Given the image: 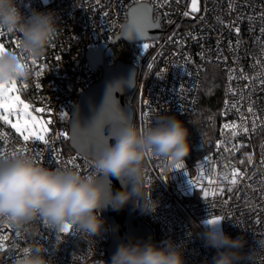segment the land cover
<instances>
[{
  "label": "built area",
  "instance_id": "built-area-1",
  "mask_svg": "<svg viewBox=\"0 0 264 264\" xmlns=\"http://www.w3.org/2000/svg\"><path fill=\"white\" fill-rule=\"evenodd\" d=\"M141 1L159 16L162 33L147 42V49L143 42L129 44L130 61L138 68L136 88L129 95L133 123L145 130L170 114L195 113L211 65L223 72L224 83L214 141L205 151L185 157L183 169L169 170L161 158H149L147 186L159 207L148 215L139 213L153 227L155 243L171 239L182 246L185 264H212L217 250L206 247L201 234L202 221L214 217L223 218L226 234L246 239L243 251L248 252L255 239L264 238V0H197L196 12H191L192 0H18L25 15L39 11L58 17L59 31L46 55L35 64L32 58L27 61L32 77L17 81L30 105L44 109L38 113L49 126L48 143L25 142L0 119V158L26 154L46 167L91 172L92 159L68 149L69 112L101 75L91 68L88 52L112 42L128 8ZM3 33L0 41L18 49V35ZM235 169L244 175L233 185ZM101 217L104 232L96 237L75 228L57 233L42 220L23 229L0 225V264H15L23 249L36 246L48 250L52 264H111L105 246L112 230Z\"/></svg>",
  "mask_w": 264,
  "mask_h": 264
},
{
  "label": "clouds",
  "instance_id": "clouds-1",
  "mask_svg": "<svg viewBox=\"0 0 264 264\" xmlns=\"http://www.w3.org/2000/svg\"><path fill=\"white\" fill-rule=\"evenodd\" d=\"M0 30L17 34L19 39L18 49H0V84L27 81L33 75L27 61L46 55L59 31L58 17L54 12L39 11L25 15L18 0H0ZM189 135L184 121L174 116L163 117L145 130L121 118L110 127L114 142H108L92 160L88 173L46 167L26 154L0 158V225L23 229L42 220L57 233L71 226L96 237L104 232L101 212L109 207L119 211L131 202L143 215L154 213L159 201L152 199L147 186L146 163L151 157H159L167 169H175L191 151ZM109 177L122 181L121 190H112ZM202 225L205 246L217 250L212 264H264L260 261L264 238L255 239L244 252L247 241L243 236L232 238L223 231L221 222L202 221ZM47 252L36 246L15 264H52ZM111 264L185 262L182 246L169 239L159 244L151 240L121 243Z\"/></svg>",
  "mask_w": 264,
  "mask_h": 264
},
{
  "label": "water",
  "instance_id": "water-1",
  "mask_svg": "<svg viewBox=\"0 0 264 264\" xmlns=\"http://www.w3.org/2000/svg\"><path fill=\"white\" fill-rule=\"evenodd\" d=\"M137 26L143 29V34L137 31ZM161 33L160 18L155 16L151 4L147 1L137 2L128 8L127 19L115 39L110 43H101L88 52L91 68L95 72L100 71L101 75L80 94L69 112V144L72 149L93 160L108 142H114L110 136L113 123L121 118L134 122L135 110L127 96L136 88L138 68L124 58H117L110 64L107 60L115 56L114 46L121 42L134 44L155 40ZM97 128L100 134H97ZM104 136H108V139L105 140ZM211 144V140L195 142L186 157L191 158L192 152L205 151ZM107 179L113 191L121 190V180L115 177ZM101 213L112 230L105 246V254L110 260L121 243L154 242L153 227L141 217L138 208L131 202L119 211L109 207Z\"/></svg>",
  "mask_w": 264,
  "mask_h": 264
},
{
  "label": "trees",
  "instance_id": "trees-1",
  "mask_svg": "<svg viewBox=\"0 0 264 264\" xmlns=\"http://www.w3.org/2000/svg\"><path fill=\"white\" fill-rule=\"evenodd\" d=\"M129 43H121L114 46L115 56L107 60V63H113L117 58H124L131 60ZM224 74L215 65L208 67L199 107L195 113L192 114H170L182 121L188 127L190 135L189 141L191 146L195 142L214 141L218 124L221 118V103L223 94ZM128 101L130 96H127ZM68 149H72L70 144ZM139 210V209H138ZM140 211V210H139Z\"/></svg>",
  "mask_w": 264,
  "mask_h": 264
},
{
  "label": "snow or ice",
  "instance_id": "snow-or-ice-1",
  "mask_svg": "<svg viewBox=\"0 0 264 264\" xmlns=\"http://www.w3.org/2000/svg\"><path fill=\"white\" fill-rule=\"evenodd\" d=\"M198 6H197V0H192V6H191V12H196L198 11ZM189 12H185L184 15H189ZM137 31L140 32V34H143V29L139 26H137ZM237 32H239V28L236 29ZM4 33L2 30H0V36H3ZM19 47V42L18 45ZM144 49L149 48V44L144 43L143 45ZM0 49H4L7 50V48L5 47V43L0 42ZM33 64H35V59H33L32 61ZM16 84L17 81L13 80L7 84H0V110H3L2 112H0V119H3V121H5L7 124H10V126L15 129V131L17 133H19L23 140L25 142H28L30 139H35L38 141H43L44 143H48L46 137L44 134H41L39 132L37 133H30V134H25L28 131V124L30 121H32V117H31V113L29 111L30 109V105L25 103L23 100L20 99V96L16 93H18V89L16 88ZM21 106L23 108V121L21 122V118H20V110H21ZM38 111H44V109H39ZM248 111L251 113L252 112V108L249 107ZM13 113H16V118H17V122H13L10 117ZM258 119V118H257ZM229 127H235L233 126H229V125H225V128H229ZM253 127H255V122H253ZM48 129L46 127L43 128V132L47 133ZM97 134L99 133V129H96ZM244 131H248L247 128H244ZM60 136H67V133H59ZM233 135H235V132H233ZM105 140L108 139V136H104ZM250 160V158H249ZM68 163H72V160H69ZM240 163H244V161H240ZM185 167V165L183 163L177 164L175 166L176 169H183ZM244 174L239 170V169H235L234 170V174L232 176L231 179V183L233 185H235L237 183V179L238 177H242ZM190 184L195 185L197 183V181L195 180H190L189 181ZM229 191H231V188L228 189ZM223 192V189H221V193ZM204 195L207 196L208 192L205 191ZM222 217H214L211 218L209 220H207L208 223L210 224H216L222 221ZM71 229V226H66L63 230L64 233H69ZM2 239L7 240L8 238L6 236L2 237ZM3 249V245H0V250ZM24 252L29 251V249H23Z\"/></svg>",
  "mask_w": 264,
  "mask_h": 264
},
{
  "label": "rangeland",
  "instance_id": "rangeland-1",
  "mask_svg": "<svg viewBox=\"0 0 264 264\" xmlns=\"http://www.w3.org/2000/svg\"><path fill=\"white\" fill-rule=\"evenodd\" d=\"M148 41L149 40L143 41L142 44L147 43ZM121 43H124V42H121ZM6 48L9 49L8 47H6ZM16 88L18 89V93H16V94H18L20 96V99L23 100L25 103L30 105V103L25 98L24 94L20 91L18 82L16 84ZM134 100H135V105H138V96L137 95H136ZM1 111H3V110H1ZM29 111L31 113L32 121L29 122L28 131L25 134H30V133L34 134V133L39 132L41 134H44L45 137H46V135H47V133L49 131V126L47 125L46 121L39 115L38 110L34 109L31 105H30ZM20 118H21V122H22L23 119H24L22 106H21V110H20ZM10 119L13 122H17L16 113H13L12 117ZM44 127H46L48 129L47 133L43 132V128Z\"/></svg>",
  "mask_w": 264,
  "mask_h": 264
},
{
  "label": "flooded vegetation",
  "instance_id": "flooded-vegetation-1",
  "mask_svg": "<svg viewBox=\"0 0 264 264\" xmlns=\"http://www.w3.org/2000/svg\"><path fill=\"white\" fill-rule=\"evenodd\" d=\"M110 64V63H109Z\"/></svg>",
  "mask_w": 264,
  "mask_h": 264
}]
</instances>
